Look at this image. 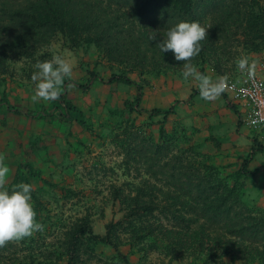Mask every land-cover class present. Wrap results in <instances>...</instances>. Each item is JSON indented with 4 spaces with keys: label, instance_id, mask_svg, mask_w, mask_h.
Listing matches in <instances>:
<instances>
[{
    "label": "rangeland",
    "instance_id": "rangeland-1",
    "mask_svg": "<svg viewBox=\"0 0 264 264\" xmlns=\"http://www.w3.org/2000/svg\"><path fill=\"white\" fill-rule=\"evenodd\" d=\"M196 3L201 11L198 9L197 16L187 21L209 27L208 40L201 42L202 46L207 45L191 61L200 72L213 80L227 76L241 57L264 68V32L251 41V36L244 33L248 18L245 17L243 27L234 12L226 21L220 20L232 4H238L237 10L249 13L251 24L255 25L256 9L250 0ZM213 27L220 33L226 32L225 38L213 40ZM54 56L74 65L70 83L75 87L61 92L75 111L69 119L59 115V111L63 115L64 111L59 109L57 100L33 103L31 99L35 89L31 80L34 66ZM162 64L169 67L161 73L129 71L125 64L108 60L101 49L93 45L71 48L61 36L30 57H11L8 73L0 75V112L4 113V106L9 104L14 109V120L17 115L19 126L35 132L36 138L25 143L27 150L13 152V162L18 163L20 173L13 175L6 187L11 191L19 183L32 185L31 202L36 220L44 229L0 247V264H66L68 238L83 223L101 237L110 231L111 241L128 264H264V241L260 234L241 241L242 247H228L224 215L212 218L209 213V220L201 219V229L200 223H184V219L192 218L187 210L200 196L189 193L186 179L181 180L187 181L186 195L177 193L174 186V166L179 164L175 158L184 168L208 163L216 168V178L227 177L243 186L246 206L255 214L253 224L261 227L264 139L244 126L239 131L233 108L223 95L212 102L203 100L197 82L182 78L183 63L170 57ZM90 73L94 74L93 79ZM112 74H125L142 87L138 109L130 110L128 104L124 105L134 100L136 86L105 83ZM172 105L174 113L166 119L149 114L151 109L167 110ZM22 112L36 117L22 116ZM162 129L170 138L160 153L166 166L163 162L156 164L157 157L148 153ZM11 134L6 132L7 137ZM0 147L5 152V144ZM251 151L255 154L247 170L252 174L240 177L237 172L241 162ZM144 156L154 161L149 171L142 165ZM9 169L10 177L15 169ZM152 189L158 192H149ZM153 198L167 212L161 210L142 217L129 212L132 204H147ZM232 252L237 255L232 256ZM77 255L76 264H124L110 245L95 244L87 236L81 239Z\"/></svg>",
    "mask_w": 264,
    "mask_h": 264
},
{
    "label": "trees",
    "instance_id": "trees-1",
    "mask_svg": "<svg viewBox=\"0 0 264 264\" xmlns=\"http://www.w3.org/2000/svg\"><path fill=\"white\" fill-rule=\"evenodd\" d=\"M250 1L256 9L255 25L251 24L252 18L249 13H241L237 10L238 4H232L228 14L224 13L220 20L226 21L234 16V12L238 15L240 26L243 27L245 17L248 18L246 22L249 20V25L244 28V33L246 36L250 35L252 41L258 39L260 33L264 32V4L261 0ZM198 6L196 0H0V75L4 76L8 73V62L11 57L15 55L30 57L58 36H61L71 48L93 45L101 49L108 60L125 64L129 67V71L139 69L142 73H161L163 69L169 67L162 63H166L167 58L173 55L171 52L161 53L156 43L164 38L167 30L177 23L188 19L193 20L197 16L196 11L200 9ZM210 32L213 40L224 39L227 35L226 32L220 33L214 27ZM153 34L157 38L155 41L150 40ZM206 45L204 43L202 48ZM171 63L173 65V61ZM90 76L93 79L94 74L90 73ZM91 79L88 80V85ZM99 80L104 82L101 78ZM105 83L136 86L134 100L126 101L124 105L128 104L130 110L132 107L139 108L142 87L136 85L127 75L112 74ZM78 87L87 88V86L79 85ZM57 101L60 105L59 109L64 111V115L60 111L59 115L69 119L75 111L62 96ZM173 113L174 105L167 110L151 109L149 111L151 116H162L164 119ZM20 115L36 117L33 113L22 112ZM168 140L170 138L163 129L160 130L159 139L153 144L152 151L148 152L152 157H157L156 164L163 162V156L160 158V153L165 150ZM254 154L255 151H251L249 156L242 160L237 175L244 177L252 174L247 170V166ZM152 157L144 156L142 165L146 166L148 171L154 167ZM175 160L179 163L177 168L174 166L176 178H174V186L177 187L175 189L177 193L186 195L187 189L184 186L188 181L189 193L195 192L200 196L199 201L187 210V214L194 216L184 219V223L196 225L201 219L207 221L209 213L212 214V218L224 215L226 221L224 239L228 247L238 248L241 246V241L247 242L252 236L258 234L264 241V223L261 227L253 224L255 214L246 206L244 188L238 185V181L232 183L227 177L216 178L218 174L216 168L208 163L184 168L178 158ZM162 164L166 166L165 162ZM184 170H187L188 175ZM17 173H20V170H17L15 175ZM151 175L154 174L151 173ZM182 179L187 181L182 182ZM149 192L155 194L158 191L152 189ZM128 210L134 217L152 215L161 210L167 212L155 198L147 204H132ZM179 210L181 211V207ZM195 211L196 214L192 213ZM203 225L200 223L198 228L201 229ZM85 236L95 244L110 245L122 258L124 264H128L125 256H122L111 241L110 231L103 237L95 235L87 223L76 226L69 236L66 246V264H76L78 247ZM198 236L202 235L198 234ZM261 247L264 249V244ZM230 254L234 256L237 252Z\"/></svg>",
    "mask_w": 264,
    "mask_h": 264
},
{
    "label": "clouds",
    "instance_id": "clouds-1",
    "mask_svg": "<svg viewBox=\"0 0 264 264\" xmlns=\"http://www.w3.org/2000/svg\"><path fill=\"white\" fill-rule=\"evenodd\" d=\"M208 29L209 27L202 26L197 21H181L168 29L165 37L159 40L156 46L161 53L171 52L175 61L183 63L182 78L185 81H196L200 97L212 102L235 85L230 86L226 76L213 80L191 63L202 50L201 42L208 39ZM156 39L155 34L150 36V40ZM34 67L36 70L31 76L35 85L31 98L33 103L59 100L62 90L75 87L70 83L74 65L61 56L37 62ZM237 68L242 74H246L248 79L255 77V62L250 64L247 57H241L237 61ZM66 80L69 83L66 84ZM9 174L5 156L0 153V247L22 241L44 229V225L36 220V212L31 202L32 185L19 183L9 191L5 187Z\"/></svg>",
    "mask_w": 264,
    "mask_h": 264
},
{
    "label": "built area",
    "instance_id": "built-area-1",
    "mask_svg": "<svg viewBox=\"0 0 264 264\" xmlns=\"http://www.w3.org/2000/svg\"><path fill=\"white\" fill-rule=\"evenodd\" d=\"M226 77L228 84L235 87H229L223 96L237 112L239 111L241 126L264 139V68L256 67L255 77L250 80L236 65L233 72Z\"/></svg>",
    "mask_w": 264,
    "mask_h": 264
},
{
    "label": "crops",
    "instance_id": "crops-1",
    "mask_svg": "<svg viewBox=\"0 0 264 264\" xmlns=\"http://www.w3.org/2000/svg\"><path fill=\"white\" fill-rule=\"evenodd\" d=\"M3 84V83H2ZM3 91L1 90L0 92V100L3 98ZM190 97V96H189ZM176 103V101L174 102V104ZM5 111L4 113L0 112V144L4 143L5 144V152H4V148L0 147V153H2L5 156V162L7 167H14V174H12L8 180L7 183L11 182V179L14 177L13 175H15L16 171H17V164L18 163H14L13 162V152L15 150L20 151V153L23 150H27V147L25 146V143L28 140H32L35 139L36 137H34L35 132L32 131H27L24 130V128L22 126H19V121L17 122V115H16V119L14 120V109L9 105H5ZM233 112H234V116L237 119V126L240 132L241 131V124L239 121V111L237 112L236 108L233 107ZM1 111V108H0ZM12 124H14V127L12 126ZM19 127H18V126ZM11 131L12 134L9 135V137L6 136V132ZM5 134V136H4ZM22 144V145H20ZM7 185V184H6ZM5 185V187H6ZM7 189V187H6Z\"/></svg>",
    "mask_w": 264,
    "mask_h": 264
}]
</instances>
